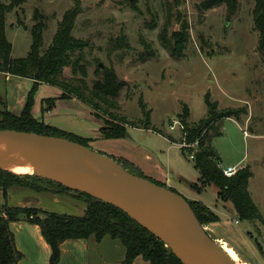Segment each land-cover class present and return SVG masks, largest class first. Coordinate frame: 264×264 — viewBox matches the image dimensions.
I'll list each match as a JSON object with an SVG mask.
<instances>
[{
  "label": "rangeland",
  "instance_id": "1",
  "mask_svg": "<svg viewBox=\"0 0 264 264\" xmlns=\"http://www.w3.org/2000/svg\"><path fill=\"white\" fill-rule=\"evenodd\" d=\"M199 2L20 0L6 13L5 34L11 44V56L24 57L32 41L31 30L38 25L42 33L41 50H45L64 13L77 9L72 35L88 43L84 49L88 60L87 83L91 85L97 77L94 73L97 64L112 67L125 83L114 112L128 120L127 134L119 140H98L95 144L100 152L108 156L129 152L142 156L151 165L160 164L181 195L220 209V221L215 228L222 234H212L214 237H229L247 264H264V223L236 224L235 212L221 205L225 201L218 199L213 184L197 192L189 184L183 182V187L176 182L178 176L196 182L198 172L190 158L181 153L183 134L178 126L171 130L169 125L179 119L177 113L183 105L189 108L190 122L205 120L207 97L215 104V114L228 111L236 114L231 116L234 120H221V133L214 138V147L222 166H226L227 160L244 156L241 164L248 165L252 172L249 187L264 219V48H259L258 32L253 27V1L240 0L230 17L225 4H221L207 9L202 18L196 8ZM177 17L186 20L188 26V40L179 59L171 57L159 40L162 30L170 36L180 29ZM3 84L0 77V92ZM143 109L150 112L148 118ZM87 123L89 128L94 127L92 122ZM190 149L186 148V153ZM32 198L44 211L81 215V203L70 195L35 192L19 185L9 188L7 203L16 205L25 199L30 203L24 206L33 208ZM226 201L232 208V203ZM222 248L237 263L229 250ZM243 262L239 263L246 264Z\"/></svg>",
  "mask_w": 264,
  "mask_h": 264
},
{
  "label": "trees",
  "instance_id": "2",
  "mask_svg": "<svg viewBox=\"0 0 264 264\" xmlns=\"http://www.w3.org/2000/svg\"><path fill=\"white\" fill-rule=\"evenodd\" d=\"M19 1L11 0L9 3L0 1V71L30 78L33 80V85L20 114L15 115L1 107L0 129L32 131L43 135L64 137L89 147V139L46 125L32 117L34 92L40 83H49L60 87L61 98L76 97L87 104L94 116L102 121L99 132L103 137H125L129 122L124 116L114 112L118 109L117 98L125 83L118 79L112 67L102 64H97L94 70L97 77L91 85L87 83L88 60H86L84 49L88 47V43L72 35L74 21L79 11L72 8L64 13L51 43L45 50H41V29L35 25L31 30L32 41L28 53L24 57L13 58L11 44L5 34V19L6 13L12 11ZM252 1L253 27L258 32V46L262 49L264 48V0ZM239 2L240 0H200L196 8L199 17L202 18L207 9L225 4L227 17H230L238 9ZM177 20L180 25L178 31H173L170 36L165 30L159 33L162 47L175 59L182 57V51L188 40L186 20L180 17H177ZM53 102L54 99L45 100L44 109L49 110ZM204 102L208 109V117L205 120L197 123L190 122L189 108L185 105L177 113L183 125L182 134L185 141L198 142V148L193 159L190 160L199 173L200 185L202 187L210 184L216 186L217 195L222 200H229L232 203L240 222L264 223L263 216L248 191V180L251 176L249 166L239 168L230 177L225 176L219 166L220 158L214 147V138L221 133V120L236 114L230 111L215 114V104L211 103L207 97ZM149 113L148 110L143 109V115L146 118ZM153 131L156 130L153 129ZM180 150L182 155L187 156L186 148ZM112 158L125 170L147 177L132 163L122 158ZM152 181L164 186L160 182ZM12 185L56 194L72 193L71 195L85 202V210L82 215H74L44 211L40 207L30 208L0 203V264H17L22 257V253L15 246L14 236L9 228L10 222L20 219L40 227L42 236L51 248L50 264L58 262L59 246L64 240L89 237L100 240L105 235L119 239L125 246L126 253L122 264H131L139 255L150 264H183L162 241L111 204L36 175L15 174L0 169V190L4 198L7 197V190ZM188 202L201 224L217 221V216L203 203Z\"/></svg>",
  "mask_w": 264,
  "mask_h": 264
},
{
  "label": "water",
  "instance_id": "3",
  "mask_svg": "<svg viewBox=\"0 0 264 264\" xmlns=\"http://www.w3.org/2000/svg\"><path fill=\"white\" fill-rule=\"evenodd\" d=\"M0 143L32 166L27 174L117 207L183 264H237L204 230L183 195L125 170L111 156L64 137L15 129H0Z\"/></svg>",
  "mask_w": 264,
  "mask_h": 264
},
{
  "label": "crops",
  "instance_id": "4",
  "mask_svg": "<svg viewBox=\"0 0 264 264\" xmlns=\"http://www.w3.org/2000/svg\"><path fill=\"white\" fill-rule=\"evenodd\" d=\"M0 77H2L4 83L2 91L0 92V106L15 115L20 114L26 104L28 94L33 85V80L26 77L11 75L1 71H0ZM61 93L62 90L60 89V87L56 85H52L49 83H40L37 86L33 96V104L31 107L32 117L38 121L43 122L46 125L89 139L88 141L89 147L92 148L93 150L100 149V147L96 146L95 144L100 139L103 140L107 139L108 141L121 139V138L103 137L99 132V128L102 124V121L94 116L92 109L87 104L80 101L76 97L61 98L60 97ZM47 99H54L53 105L49 110L44 109L45 100ZM225 119L234 120V118L232 117H227ZM87 122H92L94 124L93 125L94 127L89 128ZM100 151L101 150H99L98 152ZM111 157H115L117 159L122 158L132 163L147 177L151 178L154 181L160 182L167 188L173 189L174 191L182 194L179 187H177L175 183L171 185L173 179L170 178L169 175H167V171L160 164H155L152 162L151 165L150 163H146L142 156L134 155L133 153H129V152L126 153L120 152L119 155H111ZM243 160H244V156L239 157L236 160H227L226 166L228 165L236 166L238 164H239L238 166L241 167L246 166L241 164ZM251 177H252V172L248 180V191L250 193L252 200L254 201L253 194L249 187ZM176 182H178L179 184L181 183L183 187H184L183 182L189 184L191 189H194L197 192L204 191L208 186L205 185L204 187H202L200 185L199 173L196 182L195 181L188 182V180H185V178L182 176H178ZM35 192H49V191H35ZM52 194H56V193H52ZM62 194L70 195L71 197L76 199L78 203H81L80 204L81 213L79 214L82 215L85 210V202L82 199L71 195L72 193H62ZM0 196L3 199L2 202L0 203H7L9 199V189L7 191L6 198L3 197L1 190H0ZM217 197L218 199L222 200L221 198H219L218 195ZM185 198L187 201H199L203 203L217 216L218 218L217 221L202 224L204 230L220 246L227 248L229 250V253L237 259L238 264H240L239 263L240 260L242 262L244 261L243 263L247 264L248 261L241 257L238 249H236L233 241L229 237L223 235H217L216 237H214L212 235V234H222L219 232L217 228H215V225L220 221V215H221L220 209H217L218 208L217 206L215 207L208 206L202 200H198L193 197H185ZM32 200L33 201L31 202L34 204V206L38 207L35 203L36 201L33 198ZM222 201H225V202H221V205L223 207H227L229 208V210L232 209L235 212L233 205L232 208H230L231 206H228L226 200H222ZM28 202L30 203V201H26L24 199L21 202H19V204L12 206H24ZM254 203L259 209V205L255 201ZM236 219L238 220V217L235 212V220ZM242 223H243L242 226H245L244 222ZM9 228L13 233L14 243L17 250H19L22 253V257L20 258L17 264H50L49 258H50L51 248L50 245L46 242V240L42 236L40 227L37 224L31 223L24 219H20L10 222ZM59 249H60V258L56 264H122V261L126 253L125 246L123 245V243L119 239L112 238L108 235L103 236L100 240H96L93 237L66 239L60 243ZM131 264H150V262L139 255L133 259Z\"/></svg>",
  "mask_w": 264,
  "mask_h": 264
},
{
  "label": "bare ground",
  "instance_id": "5",
  "mask_svg": "<svg viewBox=\"0 0 264 264\" xmlns=\"http://www.w3.org/2000/svg\"><path fill=\"white\" fill-rule=\"evenodd\" d=\"M3 152L5 153V156L4 159L0 162V166L6 168L7 170H10L11 172H14L15 174H23V173L27 174L34 172L31 165L24 162L12 150H7V147L4 144L0 143V153Z\"/></svg>",
  "mask_w": 264,
  "mask_h": 264
},
{
  "label": "built area",
  "instance_id": "6",
  "mask_svg": "<svg viewBox=\"0 0 264 264\" xmlns=\"http://www.w3.org/2000/svg\"><path fill=\"white\" fill-rule=\"evenodd\" d=\"M175 126H178L180 133H182L183 125H182L180 119H176V120H174L173 123H171V124L169 125V128H170L171 130H173V129L175 128ZM182 138H183V142L180 143V147H181V148H189V147H191L190 151L187 153V156H188L190 159H193V157H194V153H195V151H196L197 148H198V142H197V141H193V142H190V143H189V142H186V141H185L184 137H182ZM219 166H220V168H221L223 174H224L225 176H227V177H230V176L234 175V174L237 172V170H238L239 168H241V166H233V165L222 166L221 163L219 164ZM235 223L238 224V223H239V220L236 219V220H235Z\"/></svg>",
  "mask_w": 264,
  "mask_h": 264
}]
</instances>
